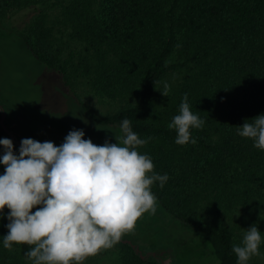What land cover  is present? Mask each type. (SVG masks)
<instances>
[{
    "label": "trees",
    "instance_id": "obj_1",
    "mask_svg": "<svg viewBox=\"0 0 264 264\" xmlns=\"http://www.w3.org/2000/svg\"><path fill=\"white\" fill-rule=\"evenodd\" d=\"M46 11L55 12L56 23L47 24ZM19 14L23 28L15 31L38 63L74 93L81 82L122 102L97 123L119 127L128 119L141 139L151 137L138 151L169 177L163 188H151L169 217L165 232H191L217 264H237L232 247L243 238L234 214L242 225L245 217L264 225V151L237 135L245 120L264 114V0H0V26ZM165 82L168 97L158 91ZM185 94L204 124L190 129L195 144L181 146L168 124ZM3 138L10 139L0 127ZM7 215L5 208L0 264H27L17 245L3 247ZM122 241L124 256L143 264Z\"/></svg>",
    "mask_w": 264,
    "mask_h": 264
},
{
    "label": "clouds",
    "instance_id": "obj_2",
    "mask_svg": "<svg viewBox=\"0 0 264 264\" xmlns=\"http://www.w3.org/2000/svg\"><path fill=\"white\" fill-rule=\"evenodd\" d=\"M157 90V89H156ZM162 96L170 86L163 84ZM185 94L179 114L168 124L176 131L175 143H196L190 129H201L204 121L190 110ZM237 128V135L253 140L264 151V114ZM115 143L97 145L85 139L83 130H72L60 146L31 138L21 140L19 154L13 141L0 139V216L8 209L3 247L27 245L30 264H84L89 257L111 249L135 229L145 213L155 214L152 185L161 188L167 174L154 172V164L138 149L151 139H141L124 119ZM261 231L253 224L240 245H233L237 264H248L259 256Z\"/></svg>",
    "mask_w": 264,
    "mask_h": 264
},
{
    "label": "rangeland",
    "instance_id": "obj_3",
    "mask_svg": "<svg viewBox=\"0 0 264 264\" xmlns=\"http://www.w3.org/2000/svg\"><path fill=\"white\" fill-rule=\"evenodd\" d=\"M46 13L49 26L57 22L55 12ZM19 16L11 15L12 18L5 19L0 26V105L5 112L4 124L18 140L31 138L60 146L70 131L83 130L84 138L91 139L94 144L102 145L105 140L115 143V134L108 129L118 133L119 127L100 124L96 120H110L122 102L110 101L95 94L81 82L73 84L75 93L65 86L55 72L38 63L26 49L16 33L23 28ZM234 218L237 233L243 238L253 224L248 223L250 218L245 217V225H242V217L237 213ZM167 222L169 217L156 203L155 214H143L137 220L134 231L125 234L122 239L137 246L139 253L145 257L143 264H217L207 243L197 239L195 234L174 226H170V233H166ZM254 224L261 231L262 243L260 255L253 256L250 262L264 264V225L260 220ZM172 232L175 234L172 235ZM17 246L26 263L30 264L24 255L29 250L28 246ZM125 254L118 243L89 257L84 264H139Z\"/></svg>",
    "mask_w": 264,
    "mask_h": 264
},
{
    "label": "water",
    "instance_id": "obj_4",
    "mask_svg": "<svg viewBox=\"0 0 264 264\" xmlns=\"http://www.w3.org/2000/svg\"><path fill=\"white\" fill-rule=\"evenodd\" d=\"M4 116H5V112L3 111V106L0 105V127L2 129V131L13 141V143L15 144V146L19 149L20 148V145H21V140H18L16 134L12 133L11 130L9 129V127H7L5 124H4ZM124 243H127L129 244L132 249L142 258L144 259L145 257L139 253L138 249H137V246L131 244L130 241L128 240H125V241H122Z\"/></svg>",
    "mask_w": 264,
    "mask_h": 264
}]
</instances>
